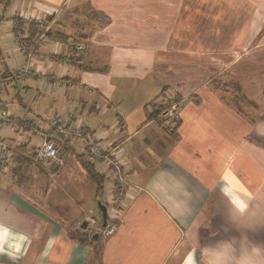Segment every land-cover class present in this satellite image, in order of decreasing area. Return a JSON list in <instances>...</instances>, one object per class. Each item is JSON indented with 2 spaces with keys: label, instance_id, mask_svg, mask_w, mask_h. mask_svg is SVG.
I'll use <instances>...</instances> for the list:
<instances>
[{
  "label": "crops",
  "instance_id": "1",
  "mask_svg": "<svg viewBox=\"0 0 264 264\" xmlns=\"http://www.w3.org/2000/svg\"><path fill=\"white\" fill-rule=\"evenodd\" d=\"M36 15L47 33L26 20ZM263 28L264 0H0V111L12 121L0 140L13 150L0 264H264V115L239 94L264 73ZM163 90L180 101L173 132L146 121ZM56 117L116 147L121 205L95 164L97 193ZM43 138L62 163L38 159ZM98 201L111 235L90 215Z\"/></svg>",
  "mask_w": 264,
  "mask_h": 264
},
{
  "label": "built area",
  "instance_id": "2",
  "mask_svg": "<svg viewBox=\"0 0 264 264\" xmlns=\"http://www.w3.org/2000/svg\"><path fill=\"white\" fill-rule=\"evenodd\" d=\"M28 21H32L37 25H41L43 28V33H47L51 27V25H47L45 20L41 17L36 16H28L26 18ZM54 22L53 20L51 21ZM85 49L82 43L73 42L70 46V50L75 53H81ZM28 61L27 64L24 65L23 68L19 70V73L16 75L18 81H22V78L26 75L31 74L30 63L32 60V53H28ZM180 102L177 99L171 101L169 106L165 108L160 115V119L163 122V126L170 127L176 121L178 117V109ZM12 123L11 119L7 116L5 111H0V129L4 126H10ZM51 125L53 127H57V131L60 134V137L69 141L75 142L80 140L81 145L86 151L88 156L89 164L98 166H102L107 169L109 175V189L108 192V203H113L115 205L122 204V195L125 192L129 185L125 180V170L123 167V161L121 157L116 152V147H110L106 144L102 143L95 136H83V130L80 126L71 124V123H62L59 117H56L51 120ZM13 154V150L6 143L0 140V172L5 171L6 163L10 159ZM37 155L40 159L48 160L52 159L55 161L61 162L62 156L59 154V149L56 145L46 139L43 138L41 140V144L38 147ZM93 222V220H89ZM115 231L114 223H107L103 233L106 235H111Z\"/></svg>",
  "mask_w": 264,
  "mask_h": 264
},
{
  "label": "rangeland",
  "instance_id": "3",
  "mask_svg": "<svg viewBox=\"0 0 264 264\" xmlns=\"http://www.w3.org/2000/svg\"><path fill=\"white\" fill-rule=\"evenodd\" d=\"M261 33H264V28L261 30ZM263 63H264L263 61H258L257 72L264 70V64ZM252 79L257 80L259 84L257 86H253L250 90L251 92H249L248 90H246L242 87L239 90V94L241 95L243 100H244V98L247 99L246 97H248V99L245 101L243 107H246L244 110H245V112H248V109H250V107H247V105H250V106H252V108H253L252 110L254 111V113L256 115H258V114L264 115V73L257 76V77H254ZM59 154H61L60 150H59ZM61 156H62V160H61V162L57 161L58 163L63 162V155H61ZM38 159H40V158H38ZM90 215L95 217L97 222H101V214L98 210L96 203H93V212L90 213ZM75 228H76L75 230L79 229L77 224L75 225ZM88 229H85L84 232L89 234Z\"/></svg>",
  "mask_w": 264,
  "mask_h": 264
},
{
  "label": "trees",
  "instance_id": "4",
  "mask_svg": "<svg viewBox=\"0 0 264 264\" xmlns=\"http://www.w3.org/2000/svg\"><path fill=\"white\" fill-rule=\"evenodd\" d=\"M18 73H19V71L16 73V75ZM163 93H164V90L160 93V95L162 94L161 96L158 95L153 101L149 102L148 105L145 107L146 121H154L157 124H159L161 127L165 128L166 130H172L171 132H173L176 130L178 123H176V121H175L174 127L169 129L170 127H164L163 126V122L160 119L161 112L169 106V104L171 103L172 100H174L173 98L169 97L168 95H164ZM159 97L163 98V102L161 105H156L155 101ZM84 168H85V171H86L88 177H90V179L95 183V185L97 187V189H96L97 193L100 194L101 189H102V177L93 170V167L89 163H88V165L84 166Z\"/></svg>",
  "mask_w": 264,
  "mask_h": 264
},
{
  "label": "water",
  "instance_id": "5",
  "mask_svg": "<svg viewBox=\"0 0 264 264\" xmlns=\"http://www.w3.org/2000/svg\"><path fill=\"white\" fill-rule=\"evenodd\" d=\"M97 205H98V209H99V211L101 213L102 226L105 227L106 223H107V208H106L105 204H103L100 201L97 202ZM86 226H87V222L86 221L82 222L81 227L83 229H85Z\"/></svg>",
  "mask_w": 264,
  "mask_h": 264
}]
</instances>
